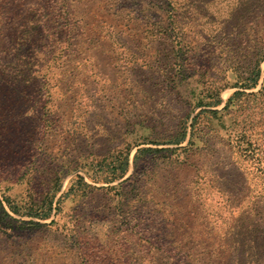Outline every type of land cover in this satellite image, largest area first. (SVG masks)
<instances>
[{
    "label": "rangeland",
    "instance_id": "rangeland-1",
    "mask_svg": "<svg viewBox=\"0 0 264 264\" xmlns=\"http://www.w3.org/2000/svg\"><path fill=\"white\" fill-rule=\"evenodd\" d=\"M168 1L0 0V65L19 62L18 42L39 48L49 90L43 152L73 158L80 151L108 154L136 140L164 142L160 134L192 111L187 87L183 95L160 91V58L172 44L165 31ZM204 13L193 11L195 26L186 28L185 40L195 51L202 47ZM248 19L241 28L254 45L264 36V16ZM234 90L222 92L217 108ZM259 110L244 100L240 110L224 112L202 130V139L183 143L187 149L140 157L137 180L114 191L72 193L57 218L64 228L0 221V264H264L261 238H255L264 237V124L247 117ZM242 125L256 145L250 154ZM135 151L124 179L134 170ZM76 174L85 172L71 171L61 193Z\"/></svg>",
    "mask_w": 264,
    "mask_h": 264
},
{
    "label": "trees",
    "instance_id": "trees-1",
    "mask_svg": "<svg viewBox=\"0 0 264 264\" xmlns=\"http://www.w3.org/2000/svg\"><path fill=\"white\" fill-rule=\"evenodd\" d=\"M168 5L172 10L165 31L167 38H172V44L163 50L160 58L165 83L160 91L165 95L173 91L183 95L187 87L189 100L186 102L192 111L197 106L202 108L194 115L192 111L186 112L174 127L166 128L160 134L164 135L161 136L164 142L149 138L147 142L136 140L125 147L117 146L108 154L92 150L85 156L80 151L73 158L43 152L45 128H50L46 124L50 122L47 117L49 90L36 54L39 48L33 49L32 44L25 42L16 44L19 62L0 65V221H14L30 228L59 223L64 228L66 222L57 218L64 211V200L72 193L82 189L114 191L126 181L137 180L140 157H152L157 150L187 149L183 143L192 146L196 139H202V130H209L214 119L221 120L225 113L240 110L244 100L255 102L260 109L259 116L255 112L247 113L251 123L261 120L264 124V36H258L252 45L245 38L247 28H241L253 14L264 16V0H184V3L169 0ZM197 10L205 12L198 31L202 37L199 51L185 40L186 28L195 26L194 14H190ZM213 69L220 71V77L210 75ZM228 88L236 90L222 108H217L223 103L222 92ZM201 116L206 122H202ZM234 122L238 124L236 119ZM146 126L153 129L152 133L157 132L153 124L147 122ZM245 129L242 125L243 138L247 136ZM244 141L248 154L256 151L253 141L247 138ZM144 143L174 147L141 146ZM134 148V170L124 179L130 170ZM75 170H83L85 175L76 174L73 183L61 193L66 177ZM117 181L118 184H112ZM116 194L118 191L113 195ZM255 238H261L260 247L264 251V237L256 234ZM183 259L189 261L184 256Z\"/></svg>",
    "mask_w": 264,
    "mask_h": 264
}]
</instances>
